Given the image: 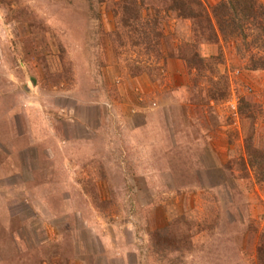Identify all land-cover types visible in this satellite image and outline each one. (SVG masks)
Here are the masks:
<instances>
[{
    "label": "rangeland",
    "instance_id": "374dc122",
    "mask_svg": "<svg viewBox=\"0 0 264 264\" xmlns=\"http://www.w3.org/2000/svg\"><path fill=\"white\" fill-rule=\"evenodd\" d=\"M118 1L0 0V264L49 249L62 264L55 248L67 264H259L264 183L242 162L249 135L264 149V71L232 38L198 44L223 55L212 74L189 69L169 51L197 42L193 20L164 11L165 58L142 56ZM200 2L210 12L220 0ZM16 8L29 12L20 22ZM144 118L161 125L160 143H136ZM179 218L178 248L156 252L151 232Z\"/></svg>",
    "mask_w": 264,
    "mask_h": 264
},
{
    "label": "trees",
    "instance_id": "16d2710c",
    "mask_svg": "<svg viewBox=\"0 0 264 264\" xmlns=\"http://www.w3.org/2000/svg\"><path fill=\"white\" fill-rule=\"evenodd\" d=\"M154 3H156L155 16L145 17L140 14L144 6H154ZM115 6L122 9L125 15L131 13L129 14L131 18L127 21L133 33L131 46L133 49L138 48L137 50L142 56L154 57L155 60L165 58L161 51L163 35L161 32L162 19L159 17L160 12L164 11L178 18L193 20L197 42L180 45L169 51V56L183 60L189 69L193 68L197 73L209 72L212 74L215 65L223 59V55L220 51L215 56H205L199 53L198 44L201 42L218 44L220 38L224 40L232 38L236 43V53L242 57H248V67L254 71H264V53L258 56L247 55V52L253 48L264 49V5L259 0H220L211 7L210 12L200 0H119ZM28 14L29 12L22 14L16 8L12 17L19 21ZM37 21V19H33L32 22L29 20V23ZM63 55L64 53L60 51L59 56L63 57ZM131 68L134 69L133 75L142 71L151 75L153 71L149 69V66L143 68L139 64H134ZM213 89L210 87L208 90L210 99L216 103L223 100L226 92H217ZM254 109V105L250 102L244 98L240 99L238 104L240 115L251 117ZM244 150L246 157L243 159L242 166L253 170L254 178L258 183H264V149L256 147L253 136L249 135L244 142ZM91 181L92 179L88 178L87 181L82 182L86 183V186H90ZM181 220L183 221L181 218L176 219L170 226L151 232L152 244L156 252L165 255L166 249L178 248L179 240L184 235L175 231ZM259 239V244L256 247L257 260L259 264H264V230ZM55 251L61 253L59 256L64 259L60 260V263L67 264L66 256L59 248H55ZM48 253H51L50 249L43 251L42 254H37L34 264H52L50 256H47ZM51 257L54 258V254Z\"/></svg>",
    "mask_w": 264,
    "mask_h": 264
},
{
    "label": "crops",
    "instance_id": "0c3cea01",
    "mask_svg": "<svg viewBox=\"0 0 264 264\" xmlns=\"http://www.w3.org/2000/svg\"><path fill=\"white\" fill-rule=\"evenodd\" d=\"M142 83V82H141ZM142 86V85H141ZM172 100H174L173 98H172ZM174 101H177V100H174ZM169 111H170V101L168 100L166 103H164V107L161 109V110H158V112H156V113H158V115H160L159 113H165V114H167L168 115V113H169ZM155 114V113H154ZM143 125H140V123L138 124V127L137 128H135V130H132L133 131V134H135V138L137 139L136 140V143L137 144H141L143 141H144V139L143 138H147V139H150L152 142H154V141H156V142H158V143H160V140H159V137L161 136V135H165V134H163L162 133V131L163 130H161V125L159 126L156 122H154V120H152V119H150L148 122H147V120H146V118H144V120H143ZM164 127V126H163ZM181 135V133H177V132H174L173 133V138H172V145H174V146H176L177 144H179V143H181L182 142V140L181 139H179L178 141H177V139H178V137ZM184 136V135H183ZM163 143V142H162ZM160 145V144H159ZM159 145H157L156 144V146H158L159 148L157 149V147H155L156 148V150H159L160 149V146ZM145 146H143V148H144Z\"/></svg>",
    "mask_w": 264,
    "mask_h": 264
}]
</instances>
